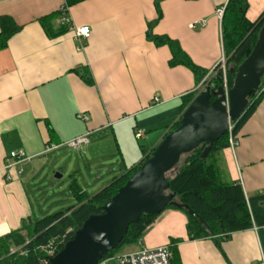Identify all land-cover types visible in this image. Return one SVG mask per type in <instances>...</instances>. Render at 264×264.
Listing matches in <instances>:
<instances>
[{
    "label": "crops",
    "instance_id": "0c3cea01",
    "mask_svg": "<svg viewBox=\"0 0 264 264\" xmlns=\"http://www.w3.org/2000/svg\"><path fill=\"white\" fill-rule=\"evenodd\" d=\"M226 2L84 0L67 9L69 30L50 38L39 21L60 11L65 0H0V18L18 27L0 49V236L35 216L22 179L25 170L65 150L67 142L89 134L83 149L95 165L87 169L108 172L99 160L104 144L112 140L118 167L110 170L112 179L137 167L142 150H155L223 55L215 11ZM246 2L245 19L252 23L263 12L264 0ZM59 21H54V30ZM81 27L89 28L88 39L74 36L73 30ZM148 31L177 42L206 75L197 80L183 66L170 67L169 49L156 47ZM135 131L142 138L136 139ZM237 141L234 150L219 153V168L225 183L241 187L251 226L227 237L191 240L186 216L166 209L144 233L139 249L177 240L180 264H264V98ZM12 152H22L25 161L7 169L5 159Z\"/></svg>",
    "mask_w": 264,
    "mask_h": 264
},
{
    "label": "trees",
    "instance_id": "16d2710c",
    "mask_svg": "<svg viewBox=\"0 0 264 264\" xmlns=\"http://www.w3.org/2000/svg\"><path fill=\"white\" fill-rule=\"evenodd\" d=\"M84 0H65L66 10ZM157 4V3H156ZM246 0H227L221 19L222 51L226 58V79L228 90L233 85L234 74L229 69L236 70L250 55L260 29L264 26V10L258 18L249 23L245 19L247 10ZM62 13L51 14L40 19L44 32L50 38H56L69 30L66 25L59 24L57 30L53 23L60 20ZM160 14H158V18ZM18 31V27L7 17L0 18V49L5 48L7 41ZM147 38L156 46H166L170 53V67L183 66L200 80L206 72L196 67L188 56L181 50L177 42L164 36H153L149 31ZM209 88L217 89L220 85L211 79ZM264 75L261 78L258 92L248 99V107L236 122L232 123L231 135L237 139L239 131L251 117L256 107L264 98ZM189 95L184 101V108L191 101ZM213 98L210 99V102ZM180 121L173 127L175 130ZM172 130V131H173ZM52 134L51 130L49 131ZM206 145H200L193 152L181 156L176 167L166 174L168 183L167 193L181 204L187 205L207 225L205 230L194 218L182 212L187 218L186 229L191 240L206 237H227L229 234L242 231L251 226L241 187L236 183H225L221 178L218 155L228 148V134L215 142L205 158L200 155ZM144 155L140 164L120 177H114L104 189L89 196L75 180L69 186V195L75 204L70 208L42 218L29 217L22 221L21 227L6 235L0 236V264H40L44 257L40 248L46 247L53 240H60L65 236V243L70 241L73 234L90 216L102 213V207L116 194L131 175L146 161L150 154ZM177 210L175 208H167ZM158 215H142L139 220L128 226L125 237L117 248L104 257L115 255L123 247L140 244L144 233L154 223ZM179 241L171 240L168 245L171 253L170 264H180L179 257L174 249ZM19 249V252L10 253V249ZM63 245L58 248L59 252Z\"/></svg>",
    "mask_w": 264,
    "mask_h": 264
},
{
    "label": "water",
    "instance_id": "95a60500",
    "mask_svg": "<svg viewBox=\"0 0 264 264\" xmlns=\"http://www.w3.org/2000/svg\"><path fill=\"white\" fill-rule=\"evenodd\" d=\"M229 73L234 74L232 87L226 93L221 85L199 92L183 112L179 126L164 136L149 158L102 207V213L88 217L72 239L47 258L46 264H97L117 248L129 225L142 215H158L167 208L184 211L208 230L195 212L167 193L166 174L176 167L181 156L202 144L206 147L200 158H205L211 146L227 134L229 125L244 114L248 99L258 92L264 75V26L250 55ZM215 80L221 84L220 74Z\"/></svg>",
    "mask_w": 264,
    "mask_h": 264
},
{
    "label": "rangeland",
    "instance_id": "374dc122",
    "mask_svg": "<svg viewBox=\"0 0 264 264\" xmlns=\"http://www.w3.org/2000/svg\"><path fill=\"white\" fill-rule=\"evenodd\" d=\"M209 83L207 87L210 86ZM201 91L202 89H199V92ZM114 148L112 140L108 144H104L101 154L103 158L99 160L108 172L100 170V167L89 171L87 168L95 164L90 161V156L84 149L74 150L65 147V150L56 151L43 159L36 160L35 164L27 168L22 176L35 216L42 218L64 211L75 204L69 195V186L73 184V175L78 185L88 195L96 193L105 183H109L114 176L110 170L115 172L118 168L114 166V157H112ZM56 175L60 178H56ZM139 248L140 244L123 247L118 250L117 254L135 252ZM15 252H19V249H10V253Z\"/></svg>",
    "mask_w": 264,
    "mask_h": 264
},
{
    "label": "built area",
    "instance_id": "2783aa9c",
    "mask_svg": "<svg viewBox=\"0 0 264 264\" xmlns=\"http://www.w3.org/2000/svg\"><path fill=\"white\" fill-rule=\"evenodd\" d=\"M224 8L217 9L215 11V15L219 22L221 23V19L223 16ZM62 16L60 18L61 25H69V19L66 16V10L64 8L60 9ZM74 36L77 39H88L90 37V31L88 27L76 28L73 30ZM221 36V32H220ZM226 58L224 55L221 56L220 60L214 67L213 71L206 75L201 82L199 89L204 90L207 87L208 83L214 78L217 74L221 76V86L223 88L224 93L228 91L227 87V79H226ZM264 91V87L260 92ZM153 103H159L158 98L153 99ZM79 118L83 121L87 120L86 116H79ZM232 126L229 125L228 128V147L231 150H234L238 146V141L231 135ZM89 134L80 136L74 140H71L65 144L66 147L74 150H81L89 144ZM134 136L136 139L142 138V133L140 131H135ZM51 149L47 148L46 152H49ZM25 161L24 155L22 152H12L5 159V166L7 169H10L19 163ZM20 173V171L18 172ZM65 244V236L60 240L51 241L46 247L40 248L43 252L44 257L40 260V264H46L47 258L53 257L60 246H64ZM171 253L169 251L168 246L157 247L153 249L141 248L135 252L126 253V254H115L107 257H103L97 264H170Z\"/></svg>",
    "mask_w": 264,
    "mask_h": 264
}]
</instances>
